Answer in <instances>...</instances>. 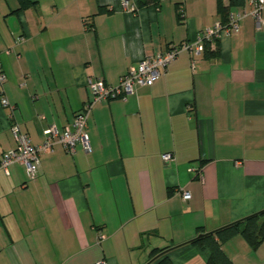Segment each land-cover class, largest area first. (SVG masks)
Segmentation results:
<instances>
[{
    "label": "crops",
    "instance_id": "1",
    "mask_svg": "<svg viewBox=\"0 0 264 264\" xmlns=\"http://www.w3.org/2000/svg\"><path fill=\"white\" fill-rule=\"evenodd\" d=\"M32 1L0 0V65L33 144L71 126L89 78L117 85L222 19L219 0ZM7 117L0 91V152L16 146ZM87 124L89 152L56 143L33 180L23 164L0 170V264H207L194 239L264 209V26L247 16L209 51H182L153 84L96 102ZM222 247L233 264H264V240L236 234Z\"/></svg>",
    "mask_w": 264,
    "mask_h": 264
},
{
    "label": "built area",
    "instance_id": "2",
    "mask_svg": "<svg viewBox=\"0 0 264 264\" xmlns=\"http://www.w3.org/2000/svg\"><path fill=\"white\" fill-rule=\"evenodd\" d=\"M252 9L250 11H230L228 22L218 21L213 27L207 28L204 33L193 42H183L180 44H170L166 50L156 55H145L138 66L131 67L125 73L117 85L107 84L101 78H89L88 83L93 91V97L87 101L83 108L76 113L73 123L64 130H59L56 125H49L44 130L45 140L41 144H33L30 136L21 129L20 124L16 121V106L9 100L4 92V83L6 75L0 65V91L1 105L8 110L9 129L16 141V146L5 152H0V170L9 173V167L12 164L19 163L26 167L30 180L38 175L41 156L44 153L53 150L56 143L63 144L67 151L74 154L77 145L82 144L85 151L91 150L89 137L87 133V120L90 111L96 102L112 99H126L133 93L138 86L153 84L160 79L168 70V66L178 55L184 51L201 53L204 50L205 42L221 39L229 36L233 32L240 30V21L247 16H252L260 28L264 26L262 10L264 9V0H251ZM162 160L166 165L175 162L176 157L172 152L162 154ZM199 176L202 177V170H198ZM185 200L191 199L189 191H182ZM105 236L99 235L100 239ZM96 264H107L106 260H100Z\"/></svg>",
    "mask_w": 264,
    "mask_h": 264
},
{
    "label": "trees",
    "instance_id": "3",
    "mask_svg": "<svg viewBox=\"0 0 264 264\" xmlns=\"http://www.w3.org/2000/svg\"><path fill=\"white\" fill-rule=\"evenodd\" d=\"M19 1L20 8L34 3L32 0ZM138 2L139 6H143L150 3L158 4L160 0H138ZM231 2L233 1L231 0ZM177 8L179 18L184 17L185 9L183 2H177ZM219 8L220 12L222 13V19L220 21L223 23H227L229 12L231 10L224 6L222 0H219ZM218 40L220 39L205 42L204 50L209 51L210 45L217 42ZM236 234H242L253 248H257L260 243L264 240V209L255 212L243 219L234 221L228 225L220 227L216 231L201 233L196 239L193 240V243L199 245L202 248L209 249L210 256L207 264H233L232 261L225 254L222 244ZM160 264L172 263L165 259L164 261H161Z\"/></svg>",
    "mask_w": 264,
    "mask_h": 264
}]
</instances>
